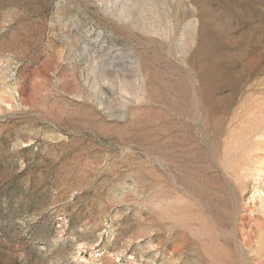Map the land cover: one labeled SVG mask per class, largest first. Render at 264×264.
<instances>
[{
  "label": "rangeland",
  "instance_id": "1",
  "mask_svg": "<svg viewBox=\"0 0 264 264\" xmlns=\"http://www.w3.org/2000/svg\"><path fill=\"white\" fill-rule=\"evenodd\" d=\"M0 264H264V0H0Z\"/></svg>",
  "mask_w": 264,
  "mask_h": 264
}]
</instances>
